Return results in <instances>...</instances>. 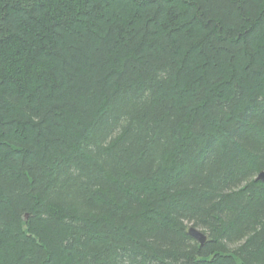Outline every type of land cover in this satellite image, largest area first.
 Returning <instances> with one entry per match:
<instances>
[{"label":"trees","instance_id":"trees-1","mask_svg":"<svg viewBox=\"0 0 264 264\" xmlns=\"http://www.w3.org/2000/svg\"><path fill=\"white\" fill-rule=\"evenodd\" d=\"M263 169L264 0H0V264H264Z\"/></svg>","mask_w":264,"mask_h":264},{"label":"water","instance_id":"water-1","mask_svg":"<svg viewBox=\"0 0 264 264\" xmlns=\"http://www.w3.org/2000/svg\"><path fill=\"white\" fill-rule=\"evenodd\" d=\"M256 179L264 182V169L258 173ZM189 234L195 237L201 244H204L207 240V235L195 226L189 227Z\"/></svg>","mask_w":264,"mask_h":264},{"label":"rangeland","instance_id":"rangeland-1","mask_svg":"<svg viewBox=\"0 0 264 264\" xmlns=\"http://www.w3.org/2000/svg\"><path fill=\"white\" fill-rule=\"evenodd\" d=\"M188 223V226L189 227H191V226H193V223H191V222H187ZM198 229H200V230H202L203 232H205L202 228H200V227H197ZM206 233V232H205ZM207 234V233H206Z\"/></svg>","mask_w":264,"mask_h":264}]
</instances>
